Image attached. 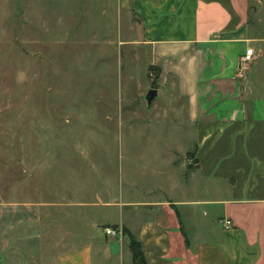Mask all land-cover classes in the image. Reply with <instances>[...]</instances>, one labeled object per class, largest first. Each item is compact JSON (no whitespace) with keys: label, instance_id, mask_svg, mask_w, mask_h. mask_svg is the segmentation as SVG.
<instances>
[{"label":"crops","instance_id":"crops-1","mask_svg":"<svg viewBox=\"0 0 264 264\" xmlns=\"http://www.w3.org/2000/svg\"><path fill=\"white\" fill-rule=\"evenodd\" d=\"M127 4L129 19L138 20L141 30L131 41L151 50L161 86L176 87L175 113L184 114L176 119L177 159L168 157L162 185L139 182L135 192L107 199L96 191L99 203L66 198L35 203L32 221H0L4 264H49V241L57 252L50 264H133L129 242L106 234L103 225L136 234L148 264H264V0ZM251 10L257 30L251 27ZM248 48H254V59L243 70L241 57ZM23 205L6 210L32 209ZM71 205L93 212L121 206L122 216L116 221L79 213L87 236L71 243L50 227L51 221L63 223L56 208L66 211ZM22 214L0 212L6 219ZM226 219L231 225L222 222ZM46 234L51 238L45 243Z\"/></svg>","mask_w":264,"mask_h":264},{"label":"rangeland","instance_id":"rangeland-1","mask_svg":"<svg viewBox=\"0 0 264 264\" xmlns=\"http://www.w3.org/2000/svg\"><path fill=\"white\" fill-rule=\"evenodd\" d=\"M127 5V0H0V212H23L0 221H32L35 203L63 198L99 203L96 191L107 199L126 196L139 182L165 183L168 157L173 161L180 152L176 119L184 114L175 113L176 87L161 86L151 50L131 41L141 30L138 20L129 19ZM250 17L257 30L252 10ZM160 86L149 105V90ZM11 204L32 209L6 210ZM121 208L62 206L55 213L63 223L51 221L50 227L75 243L87 236L79 213L119 221ZM49 238L46 234L45 243ZM119 239L128 241L124 229ZM50 243L49 264L57 253ZM4 259L0 253V264Z\"/></svg>","mask_w":264,"mask_h":264},{"label":"trees","instance_id":"trees-1","mask_svg":"<svg viewBox=\"0 0 264 264\" xmlns=\"http://www.w3.org/2000/svg\"><path fill=\"white\" fill-rule=\"evenodd\" d=\"M124 233L129 242V249L132 253L133 264H148V260L142 250L141 242L138 236L128 229H125Z\"/></svg>","mask_w":264,"mask_h":264},{"label":"built area","instance_id":"built-area-1","mask_svg":"<svg viewBox=\"0 0 264 264\" xmlns=\"http://www.w3.org/2000/svg\"><path fill=\"white\" fill-rule=\"evenodd\" d=\"M254 59V48H248L245 52V54L241 57V69L246 70L249 66V64ZM225 225H231V221L229 219L222 220ZM105 232L108 235L114 236V237H122L123 236V229L119 226H110L105 228Z\"/></svg>","mask_w":264,"mask_h":264},{"label":"water","instance_id":"water-1","mask_svg":"<svg viewBox=\"0 0 264 264\" xmlns=\"http://www.w3.org/2000/svg\"><path fill=\"white\" fill-rule=\"evenodd\" d=\"M158 96V89L157 88H151L147 94V100L149 105L152 104L153 100Z\"/></svg>","mask_w":264,"mask_h":264}]
</instances>
